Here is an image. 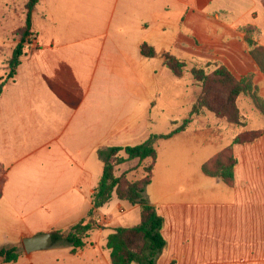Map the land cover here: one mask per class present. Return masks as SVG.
Wrapping results in <instances>:
<instances>
[{
  "label": "crops",
  "instance_id": "obj_1",
  "mask_svg": "<svg viewBox=\"0 0 264 264\" xmlns=\"http://www.w3.org/2000/svg\"><path fill=\"white\" fill-rule=\"evenodd\" d=\"M248 26L264 46L263 0H39L36 37L0 96V247L83 219L105 166L99 150L170 131H153L160 100L182 87L164 53L220 61L239 80L252 76L264 97ZM144 43L158 55L144 56ZM5 59L0 45V82ZM185 95L188 118L198 93ZM248 126L243 131L261 135L233 146L232 185L203 166L233 143L242 131L237 126L200 116L156 141L145 193L164 219L167 245L156 264H264V122ZM123 202L97 210L102 227L105 214ZM124 221L111 215L110 224ZM112 228L104 229L103 246L93 231L85 247L69 252L88 255L89 264H112L106 238L119 227ZM35 252L23 248L16 262L0 264H40Z\"/></svg>",
  "mask_w": 264,
  "mask_h": 264
},
{
  "label": "trees",
  "instance_id": "obj_2",
  "mask_svg": "<svg viewBox=\"0 0 264 264\" xmlns=\"http://www.w3.org/2000/svg\"><path fill=\"white\" fill-rule=\"evenodd\" d=\"M39 0H28L26 3L25 25L21 32L20 41L15 46L12 56L7 60V72L0 82V96L4 92L5 85L14 81L17 69L22 63L25 49L36 37L33 32V13ZM246 42L250 53L264 74V46H261L249 33L255 31L251 26L246 27ZM141 53L149 58L158 54L150 45L144 43ZM164 65L176 77L183 78L184 68L187 66L185 59H180L172 53L162 55ZM212 63H208L210 66ZM215 70L212 76L202 67H193L191 74L197 84L203 86L202 93L192 105L190 115L181 124L172 121V128L168 133L151 134L147 141L138 145L111 146L98 151L99 158L104 162V170L101 179L91 197V209L88 214L77 223L67 229L53 232L54 244L66 241L72 246V252L76 253L85 247L87 239L93 231L102 228L99 223L97 210L108 204L116 195L119 200L127 201L140 208V223L133 227H119L114 229L106 238V247L110 250L112 264H156L157 260L167 245L162 234L164 219L157 212L146 197V188L151 183L154 165L157 159L155 143L159 139H167L186 130L193 118L203 116L205 110L212 111L218 119H224L246 128L248 120L240 114L237 100L241 96L251 99L254 108L264 115V97L260 94L259 86L253 82L252 76L237 79L232 72L221 63H214ZM216 82L218 89H213L209 82ZM261 135V131H240L233 143L221 151L212 161L204 164L205 174L221 178L226 184L232 185L235 179V167L237 158L233 152V146L237 143L253 142ZM138 159L140 163L147 164L149 176L146 178L129 181L124 175L117 176L115 168L129 161ZM23 244H13L0 247V260L4 263L16 262Z\"/></svg>",
  "mask_w": 264,
  "mask_h": 264
},
{
  "label": "rangeland",
  "instance_id": "obj_3",
  "mask_svg": "<svg viewBox=\"0 0 264 264\" xmlns=\"http://www.w3.org/2000/svg\"><path fill=\"white\" fill-rule=\"evenodd\" d=\"M27 1L28 0H0V45L3 50V53H5L6 55V59L4 60L3 63L4 69L6 70L5 73L7 72L6 62L7 60L10 59L15 46L20 41L21 32L25 25V19H26L25 7ZM245 28L243 30L245 32V38H246L247 31L245 30ZM255 33L256 32L253 31L250 32L249 35L252 38H254ZM30 44H28V46L25 49V55L26 53H28V50H30ZM180 59H185L187 61V66L184 68L183 71V78L178 79L179 81H181L182 87L181 89L177 88V89L168 90L167 94L160 100L159 106L154 111V114L158 115L160 113V117L156 122L158 127L156 126L155 128L153 126V131L155 130V131L168 132L169 130H171L173 126L172 121L175 120L178 121V124H181L186 119L185 118L186 109L183 107L185 101L188 99L187 97L188 95L186 96L185 94L187 93V91H189L191 94L198 93L199 96L203 91V86L201 84H197L196 81H194L193 79V76L191 74V69L193 67H202L205 69V72L208 75L212 76V73L215 70L213 64L214 63L223 64L220 61L211 60V59L210 60L202 59V58H191V59L180 58ZM209 62L212 64L210 66H207ZM211 84L214 90L218 89V85L216 82L213 81L209 82V85ZM237 106L240 109V114L247 118L248 125H249V120L255 128H258L263 124L264 117H262L257 112H255L252 101L249 97L247 96L239 97L237 100ZM211 115L215 116V114L212 111H209L208 109L205 110L203 113V116H211ZM219 120L233 124L234 126H237L239 129H243L242 127H240V125L234 124L227 120L224 119H219ZM156 123H154V125ZM248 125L247 128L249 127ZM115 173L117 176L124 175L126 180L133 182L149 176V169L147 164L140 163L139 161H137V159H135L120 166H117L115 168ZM113 199H118V197L114 195ZM124 202L122 203V207L116 208V210H114L115 212L113 214H109V213L105 214L103 218V223L105 225L103 227H106L107 229H110L112 227H133L140 223V220L139 222H137V224H135L136 222L135 223L132 222L131 218L134 216V213L132 211L133 207L129 203H124ZM136 212L138 214V217L140 218L139 206H137ZM111 215H113L114 217H118V219L119 217L120 219L122 217L126 222L124 221L123 223L110 224ZM102 225L103 224H101V226ZM103 227L101 228L103 229V231H100L101 229L96 230L93 235L94 241H97L99 246H103L105 242L104 235L107 230L104 231V229L106 228ZM71 249L72 246L69 243H67L66 241H61L55 243L54 246L47 248L46 250L44 249L43 251L35 252V254H37L36 255L37 261L39 263L41 261L40 264H89L88 255L85 254L73 255L71 254V252H69V250ZM96 253L97 256L99 257H101L102 254H105V256L107 254L106 251H100L99 255L97 251Z\"/></svg>",
  "mask_w": 264,
  "mask_h": 264
},
{
  "label": "water",
  "instance_id": "obj_4",
  "mask_svg": "<svg viewBox=\"0 0 264 264\" xmlns=\"http://www.w3.org/2000/svg\"><path fill=\"white\" fill-rule=\"evenodd\" d=\"M54 243L53 233H40L35 236L25 237L22 240L23 248L27 253L50 248Z\"/></svg>",
  "mask_w": 264,
  "mask_h": 264
}]
</instances>
